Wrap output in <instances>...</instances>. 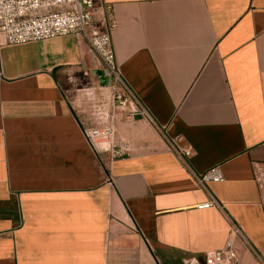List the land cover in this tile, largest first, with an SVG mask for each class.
<instances>
[{"label": "crops", "instance_id": "1", "mask_svg": "<svg viewBox=\"0 0 264 264\" xmlns=\"http://www.w3.org/2000/svg\"><path fill=\"white\" fill-rule=\"evenodd\" d=\"M94 18L135 115L79 95L103 82L85 42L0 45V264H204L227 244L264 264V0H98ZM90 124L128 153L94 151Z\"/></svg>", "mask_w": 264, "mask_h": 264}, {"label": "built area", "instance_id": "2", "mask_svg": "<svg viewBox=\"0 0 264 264\" xmlns=\"http://www.w3.org/2000/svg\"><path fill=\"white\" fill-rule=\"evenodd\" d=\"M98 0H0V45H22L30 42L50 40L73 36L86 43L100 64L101 80H109L112 107L116 110L139 113L133 95L123 83L116 62L110 18L107 31L101 32L95 25L94 16ZM108 9V8H107ZM129 93L130 98L125 94ZM114 129L111 125L86 128L83 135L96 152H108L114 156ZM185 157L189 151H183ZM222 181L217 168L211 169L200 179V183ZM221 209L218 203L210 198L197 209ZM228 221L230 219L228 218ZM235 233L240 232L235 229ZM236 252L230 244L223 249L206 254L204 264H235Z\"/></svg>", "mask_w": 264, "mask_h": 264}, {"label": "rangeland", "instance_id": "3", "mask_svg": "<svg viewBox=\"0 0 264 264\" xmlns=\"http://www.w3.org/2000/svg\"><path fill=\"white\" fill-rule=\"evenodd\" d=\"M108 84L109 83L107 82V80L106 81L104 80L103 82H101L100 85H99V87L96 88L97 90L95 91V97H92V96H84L83 93H79V95L82 98H84V99H88V100H93V99L94 100H98L100 102L99 103L100 109L103 110L104 107L102 106V101H104L105 103L107 101H109V102L111 101L110 103L112 104V98H111V95H110V93L108 91L109 90L108 89ZM90 87H92V86L90 85V86H88L86 88H90ZM124 92L130 98L129 93L125 89H124ZM117 112L123 114L125 111L117 110ZM92 125H94V126H91V124H90L86 128L96 127L95 124H92ZM115 136H116V130H115V133H114V137ZM114 143L116 144L115 148L113 149V151H114L115 154L118 153L119 155H124V154L128 153L127 146H120V145H118L119 143H117V141L115 140V138H114Z\"/></svg>", "mask_w": 264, "mask_h": 264}]
</instances>
